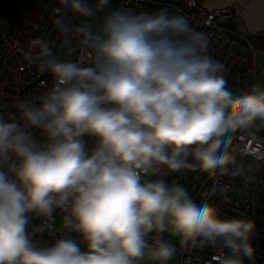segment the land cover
Here are the masks:
<instances>
[{
	"label": "clouds",
	"instance_id": "clouds-1",
	"mask_svg": "<svg viewBox=\"0 0 264 264\" xmlns=\"http://www.w3.org/2000/svg\"><path fill=\"white\" fill-rule=\"evenodd\" d=\"M58 4L54 27L65 57L77 58L31 39L23 58L51 86L17 99V114H0V264H167L176 247L166 232L182 247L221 243L230 252L218 264L254 261L252 220L220 218L183 186L144 178L183 169L240 175L227 167L230 134L264 121V90L229 91L208 34L167 8ZM66 12L81 22L67 23ZM57 208L86 250L67 236L37 247L35 232L52 226L30 232L32 214L51 221Z\"/></svg>",
	"mask_w": 264,
	"mask_h": 264
},
{
	"label": "built area",
	"instance_id": "built-area-1",
	"mask_svg": "<svg viewBox=\"0 0 264 264\" xmlns=\"http://www.w3.org/2000/svg\"><path fill=\"white\" fill-rule=\"evenodd\" d=\"M58 7V0H0V114L5 118L17 114V99H29L52 83L51 76L39 75L23 58L22 51L27 50L31 39L43 36L55 41L53 51L61 59L77 58L74 55L65 57L62 36L53 24L56 18L54 9ZM112 7L136 11L167 8L173 14L185 16L192 27L208 34L209 55L224 65L228 85L239 87L241 95L257 86L258 75L264 74V63L258 62V54L264 51L258 49L246 34L230 27L231 21L236 19L234 6L209 12L195 0H112ZM64 18L73 25L81 22V18L71 12H66ZM84 57L85 53L81 51L79 59ZM260 122L256 120L251 127L231 134L229 152L235 164L227 167L229 173L239 171L240 175L208 172L192 197L197 204L206 202L215 208L220 218H244L255 223L251 237L255 248L254 261L244 258V264H264V130L260 129ZM36 135L40 138L39 130ZM85 140L89 148L93 146V138L85 137ZM189 160L195 163L191 157ZM177 173L149 175L144 179L162 178L169 185L171 177ZM63 215L59 208L51 221L32 214L30 232L49 223L52 226L50 230L35 232L33 240L37 247L52 245L56 239L67 236L81 242L82 250H86L78 233L63 229ZM167 233L162 234L164 240L173 244ZM154 235L149 234V243H153L151 238ZM175 247L180 254L179 264H218L219 258L230 252L221 243L204 247H182L178 243Z\"/></svg>",
	"mask_w": 264,
	"mask_h": 264
},
{
	"label": "rangeland",
	"instance_id": "rangeland-1",
	"mask_svg": "<svg viewBox=\"0 0 264 264\" xmlns=\"http://www.w3.org/2000/svg\"><path fill=\"white\" fill-rule=\"evenodd\" d=\"M235 8V12L238 13L240 7L237 6V4H233ZM230 27H233L237 31H240L248 36V38L252 41V43L261 51H264V43H262V38H264V32L252 34L249 33L244 26L243 21L240 17L236 14V19L232 20L230 23ZM261 56L262 54L259 53ZM264 83V74H259L258 77V87L261 86V84ZM229 91L233 92L234 95H241V90L239 87L234 85H227ZM231 136V134H230ZM207 173L202 171H192L191 169H185L177 173L176 175L172 176L169 181V186L174 185H181L183 186L189 196L192 198L194 195V192L201 186L203 183V179L206 176ZM56 228H59V224L56 225ZM167 237L170 241H172L173 245L176 246L179 243V238L176 236H173L170 232L167 233ZM179 258L180 254L178 250L176 249L175 254L173 255L172 259L167 262V264H179ZM156 261L150 260L148 258H145L143 261L140 262V264H155Z\"/></svg>",
	"mask_w": 264,
	"mask_h": 264
},
{
	"label": "water",
	"instance_id": "water-1",
	"mask_svg": "<svg viewBox=\"0 0 264 264\" xmlns=\"http://www.w3.org/2000/svg\"><path fill=\"white\" fill-rule=\"evenodd\" d=\"M207 11L237 4L236 13L244 23L245 29L252 34L264 32V0H195Z\"/></svg>",
	"mask_w": 264,
	"mask_h": 264
},
{
	"label": "crops",
	"instance_id": "crops-1",
	"mask_svg": "<svg viewBox=\"0 0 264 264\" xmlns=\"http://www.w3.org/2000/svg\"><path fill=\"white\" fill-rule=\"evenodd\" d=\"M260 54H262V55L260 56L258 54V62H259V64H262V63H264V52H260ZM258 77H259V75H258ZM257 86H258V81H257ZM260 88L262 90H264V83L261 84ZM259 127L261 130H264V121L259 123Z\"/></svg>",
	"mask_w": 264,
	"mask_h": 264
},
{
	"label": "trees",
	"instance_id": "trees-1",
	"mask_svg": "<svg viewBox=\"0 0 264 264\" xmlns=\"http://www.w3.org/2000/svg\"><path fill=\"white\" fill-rule=\"evenodd\" d=\"M262 43H264V38H262Z\"/></svg>",
	"mask_w": 264,
	"mask_h": 264
}]
</instances>
